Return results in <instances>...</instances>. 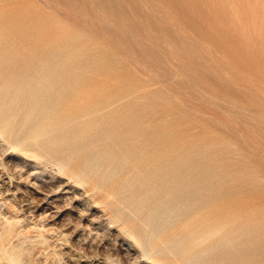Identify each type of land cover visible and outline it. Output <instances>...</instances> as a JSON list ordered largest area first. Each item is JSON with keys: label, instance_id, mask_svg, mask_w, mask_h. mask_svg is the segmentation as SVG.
<instances>
[{"label": "rangeland", "instance_id": "obj_1", "mask_svg": "<svg viewBox=\"0 0 264 264\" xmlns=\"http://www.w3.org/2000/svg\"><path fill=\"white\" fill-rule=\"evenodd\" d=\"M0 264H264V0H0Z\"/></svg>", "mask_w": 264, "mask_h": 264}, {"label": "bare ground", "instance_id": "obj_2", "mask_svg": "<svg viewBox=\"0 0 264 264\" xmlns=\"http://www.w3.org/2000/svg\"><path fill=\"white\" fill-rule=\"evenodd\" d=\"M109 15V14H108Z\"/></svg>", "mask_w": 264, "mask_h": 264}]
</instances>
